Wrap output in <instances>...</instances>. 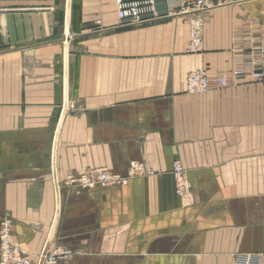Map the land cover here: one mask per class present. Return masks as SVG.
Segmentation results:
<instances>
[{
    "label": "crops",
    "instance_id": "crops-1",
    "mask_svg": "<svg viewBox=\"0 0 264 264\" xmlns=\"http://www.w3.org/2000/svg\"><path fill=\"white\" fill-rule=\"evenodd\" d=\"M212 1L192 53L168 0L136 25L121 24L118 0H0V223L11 215L31 264L48 242L69 252L58 264H237L264 252V81L234 73L264 44V0ZM199 69L212 87L188 93ZM132 161L150 173L70 182L126 175Z\"/></svg>",
    "mask_w": 264,
    "mask_h": 264
},
{
    "label": "built area",
    "instance_id": "built-area-1",
    "mask_svg": "<svg viewBox=\"0 0 264 264\" xmlns=\"http://www.w3.org/2000/svg\"><path fill=\"white\" fill-rule=\"evenodd\" d=\"M171 15H179L185 19L190 27L189 52L199 53L204 50L205 15L219 3L212 0H168ZM117 14L121 24H142L158 16L156 0H118ZM259 54L264 53V44L256 48ZM253 55L247 67L237 69L235 74H249L257 81H264V69L259 57ZM229 82V74L218 80L220 86ZM212 83L206 69H199L189 73L186 90L188 93H204L211 89ZM150 172L144 163L132 161L126 175L115 173L106 168L91 170L79 177L71 178L70 182L81 188L94 186L111 187L127 185L131 178L144 176ZM173 175L176 180V191L179 195H186L190 186L186 177V170L179 162H175ZM69 256V252L61 247L48 250L44 264H58L59 260ZM0 264H31V257L26 252L19 239L13 232V219L10 214L3 216L0 223ZM237 264H264V252L255 254H241L237 257Z\"/></svg>",
    "mask_w": 264,
    "mask_h": 264
},
{
    "label": "water",
    "instance_id": "water-1",
    "mask_svg": "<svg viewBox=\"0 0 264 264\" xmlns=\"http://www.w3.org/2000/svg\"><path fill=\"white\" fill-rule=\"evenodd\" d=\"M69 4V2H68ZM57 199H58V211H59V191L57 189ZM58 211H57V215H58ZM57 219V217H56ZM50 248V243L48 242L43 250L42 256L40 258L39 264H44V259H45V255L47 254L48 250Z\"/></svg>",
    "mask_w": 264,
    "mask_h": 264
}]
</instances>
